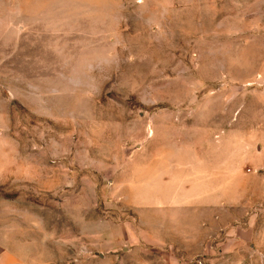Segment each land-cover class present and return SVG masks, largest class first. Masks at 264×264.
Masks as SVG:
<instances>
[{"label": "rangeland", "instance_id": "374dc122", "mask_svg": "<svg viewBox=\"0 0 264 264\" xmlns=\"http://www.w3.org/2000/svg\"><path fill=\"white\" fill-rule=\"evenodd\" d=\"M263 14L0 0V244L21 264H264ZM162 158L219 173L162 197Z\"/></svg>", "mask_w": 264, "mask_h": 264}, {"label": "crops", "instance_id": "0c3cea01", "mask_svg": "<svg viewBox=\"0 0 264 264\" xmlns=\"http://www.w3.org/2000/svg\"><path fill=\"white\" fill-rule=\"evenodd\" d=\"M257 21L259 22V31L264 32V14ZM164 158H162L160 169L158 171L154 170V173L156 172V176L159 171H161L160 176L157 177H161L162 180H160V184H158L160 186L156 187V190H160L161 192H163L162 195H159L162 197L173 199L182 198L184 196L195 197L199 195L193 193L196 190L195 187L197 186V190H200L201 188L198 187L202 186V184H200L202 180L199 177H216L217 173H219V171H217V165L203 164L201 159H197V164L187 165V167L181 169L177 166V164L171 163L169 161V158ZM248 162L249 159H247V164H249ZM221 170L223 171H220L221 175L219 177H226V180L230 177H234V175L232 174L233 169H231L229 166L225 167L224 169L221 168ZM165 177L173 178H171V180H168L165 179ZM185 177L191 178L186 179ZM192 177H197V185ZM240 177L242 180H247V177L256 176H251L242 173ZM217 197V191H213V193L211 192L209 195V203H204V205L202 206L204 207L207 206L206 204H209L208 207L211 208V210H217L219 208V202L217 201ZM0 264H21V262L15 254L10 253L9 250L5 249L3 245L0 244Z\"/></svg>", "mask_w": 264, "mask_h": 264}]
</instances>
